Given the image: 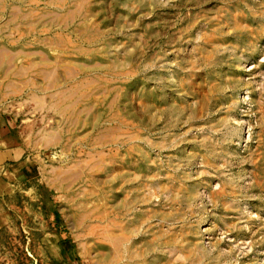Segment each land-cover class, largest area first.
Returning <instances> with one entry per match:
<instances>
[{
    "label": "rangeland",
    "instance_id": "obj_1",
    "mask_svg": "<svg viewBox=\"0 0 264 264\" xmlns=\"http://www.w3.org/2000/svg\"><path fill=\"white\" fill-rule=\"evenodd\" d=\"M12 147L0 264H264V0H0Z\"/></svg>",
    "mask_w": 264,
    "mask_h": 264
},
{
    "label": "crops",
    "instance_id": "obj_2",
    "mask_svg": "<svg viewBox=\"0 0 264 264\" xmlns=\"http://www.w3.org/2000/svg\"><path fill=\"white\" fill-rule=\"evenodd\" d=\"M1 155L4 158L6 166H9V168H11L13 171L17 170V167L20 165L24 171V165L26 163L25 153L23 150L21 151L19 147H12L8 150L2 151L0 156ZM26 172H28L27 169Z\"/></svg>",
    "mask_w": 264,
    "mask_h": 264
}]
</instances>
